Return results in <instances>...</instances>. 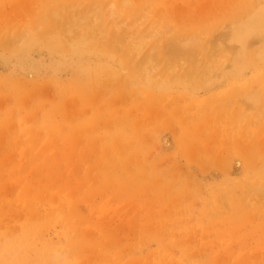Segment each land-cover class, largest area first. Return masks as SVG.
<instances>
[{
  "label": "rangeland",
  "instance_id": "374dc122",
  "mask_svg": "<svg viewBox=\"0 0 264 264\" xmlns=\"http://www.w3.org/2000/svg\"><path fill=\"white\" fill-rule=\"evenodd\" d=\"M122 2L0 0V264H264V18L225 37L257 0Z\"/></svg>",
  "mask_w": 264,
  "mask_h": 264
},
{
  "label": "bare ground",
  "instance_id": "6f19581e",
  "mask_svg": "<svg viewBox=\"0 0 264 264\" xmlns=\"http://www.w3.org/2000/svg\"><path fill=\"white\" fill-rule=\"evenodd\" d=\"M128 1V0H127ZM127 1L125 0H123V4H126L127 3ZM251 1V0H250ZM113 5V4H112ZM111 6V5H110ZM257 6H259V7H257V10L256 11H254V12H252L247 18H245L246 20H244V21H241V22H239V23H235V24H233L228 30L229 31H227V33H225V37H227V40H228V42H230V43H232V44H234V45H237V46H239V52L241 53V52H243L244 51V48H245V43H246V40H247V38H248V36H249V34L250 33H252L258 26H259V24H261V22L263 21V18H264V0H257ZM111 8H114V7H111ZM118 8V7H117ZM250 8V7H249ZM256 9V8H255ZM118 10V9H117ZM116 10V11H117ZM113 11H114V9H113ZM110 15H113V12H111V14ZM98 16H99V14H98ZM97 16V17H98ZM94 18H96V17H94ZM100 18V17H99ZM102 18V17H101ZM96 19H94V22L92 23V27H95V26H98V23L99 22H101V21H98V20H96ZM103 22V21H102ZM102 23H100V25H101ZM84 25V24H83ZM88 25V24H87ZM86 26V25H85ZM99 27V26H98ZM102 27V26H101ZM86 28H87V26H86ZM89 28H90V26H89ZM96 28V27H95ZM95 28H92V29H95ZM72 29V28H71ZM91 29V28H90ZM91 29V30H92ZM82 30V29H81ZM98 30H100V29H98ZM82 31H84V30H82ZM82 31H81V33H82ZM93 31V30H92ZM91 31V32H92ZM90 32V33H91ZM94 32L95 31H93V34H94ZM99 32V31H98ZM80 33V34H81ZM83 33H85V32H83ZM97 33V32H96ZM100 33H102V32H99V34ZM70 34V33H69ZM157 33H155V34H153V35H156ZM70 36H71V34H70ZM89 36V35H88ZM195 36V35H194ZM224 36V35H223ZM87 37V36H86ZM86 37L84 36V35H82V36H80L76 41H75V43L73 44V45H75V46H84V42H87L86 41ZM88 38V37H87ZM90 39V38H89ZM142 37L140 36V34H139V36L138 35H130V36H128V37H126L125 38V42H124V40H123V45L121 46V52L123 51V52H125L126 53V55L127 54H129V55H132L133 53H139L140 51H141V47H142ZM121 43V42H120ZM121 43V44H122ZM174 43V42H173ZM175 44V43H174ZM178 44H179V46L178 47H176V48H174L173 49V51H177V49L178 50H182L183 51V49H186V50H184V51H187V49H189V50H194V51H196L197 52V50L198 51H200L202 48H201V41L199 40V39H197V37L196 38H187V39H185V40H179L178 41ZM175 45H177V43L175 44ZM120 46V45H119ZM170 46V45H169ZM172 46V45H171ZM225 46V45H224ZM219 48H218V53H221V51H222V47L221 46H218ZM213 48V47H212ZM171 49V48H170ZM169 49V50H170ZM204 49H206V48H204ZM214 50L216 49V48H213ZM212 49V50H213ZM203 50V49H202ZM202 50H201V52H202ZM213 50V51H214ZM224 50V49H223ZM167 51H168V49H167ZM225 51V50H224ZM157 52V51H156ZM172 52V51H171ZM170 52V53H171ZM178 52V51H177ZM177 52H175L176 54H177ZM204 52H206L205 50H204ZM150 53V52H149ZM169 53V52H168ZM179 53V52H178ZM240 53H238V54H240ZM164 54H166V53H164ZM183 54H185V53H183ZM195 54V53H194ZM157 55V54H156ZM204 55V54H203ZM211 55V54H210ZM206 56V55H205ZM157 57V56H156ZM164 57V56H163ZM166 57H168V58H170V55H168V56H166ZM179 57V56H178ZM191 57H193L192 56V54H191ZM200 57V56H199ZM199 57H197L198 59H199ZM224 57V56H223ZM172 58V57H171ZM188 58H190V56L188 57ZM187 58V59H188ZM208 58V60H204L203 59V57H202V60H196V62H195V64H196V69L197 68H200L201 66H204L203 67V70L201 71L200 70V73L198 74V83H200V84H203V83H205L210 77H211V75L213 74V73H215V70L217 69V66H218V61H220L219 60V58H217V55H216V57L214 56L213 58H217V60H214V59H211V58H209V57H207ZM226 58V57H225ZM224 58V59H225ZM160 59H162V57L160 58ZM196 59V58H195ZM210 59V60H209ZM221 59H223V58H221ZM156 60H158V59H156ZM155 60V61H156ZM167 60V58L165 59V61ZM164 61V60H163ZM186 61V60H185ZM162 62V61H161ZM187 62V61H186ZM222 63H224V61H221ZM178 63V62H177ZM156 65H158V63L156 62V64H155V66ZM176 65V64H175ZM220 65H222V64H220ZM150 66V67H149ZM223 66V65H222ZM220 67V66H219ZM149 68H151L152 69V63L151 62H147V64H146V66H145V71L143 70V69H141V71L143 70L144 71V76L145 77H147L148 76V74H150V71H151V69H149ZM220 68H222V67H220ZM153 70H154V68H153ZM176 70V67L175 66H171V67H169L168 68V73L169 74H172L174 71ZM142 71V72H143ZM158 71V70H157ZM167 74V73H166ZM168 75V74H167ZM215 75V74H214ZM220 75V74H219ZM173 76V75H172ZM167 77V76H166ZM194 78V77H193ZM189 80V79H188ZM166 81V80H165ZM260 102H261V96L259 95V94H255V95H251V96H247L246 97V103L249 105V106H251V107H257L259 104H260ZM246 104V105H247ZM248 107V106H247ZM263 108H264V105H263ZM262 109V108H261ZM256 111V110H255ZM258 111V110H257ZM162 143H164V146H166V147H168L169 146V143H168V141L166 140V139H163V142ZM61 222H62V225H63V227H65V228H67L68 230H70L71 229V225H70V223L68 222V220H61ZM25 235L27 236V237H30V239H38V240H42V237H40L38 234H37V231L36 230H28V231H25ZM38 240H36V241H38ZM50 245V244H49ZM49 245H46L45 247L47 248V249H49V251H50V259H48V258H46V256L44 255V253H43V251L42 252H37L36 254H35V256H36V258L38 259V264H41L42 262H43V264H45V261H47V260H51V261H53V262H57V254H58V249L56 248V246H54V245H52V246H49ZM46 249V250H47ZM46 253H49V252H47L46 251Z\"/></svg>",
  "mask_w": 264,
  "mask_h": 264
}]
</instances>
